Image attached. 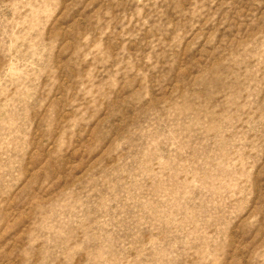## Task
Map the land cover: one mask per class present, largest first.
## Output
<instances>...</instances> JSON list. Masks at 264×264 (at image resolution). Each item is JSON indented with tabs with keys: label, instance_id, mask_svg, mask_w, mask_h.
Returning a JSON list of instances; mask_svg holds the SVG:
<instances>
[{
	"label": "rangeland",
	"instance_id": "1",
	"mask_svg": "<svg viewBox=\"0 0 264 264\" xmlns=\"http://www.w3.org/2000/svg\"><path fill=\"white\" fill-rule=\"evenodd\" d=\"M0 264H264V0H0Z\"/></svg>",
	"mask_w": 264,
	"mask_h": 264
}]
</instances>
